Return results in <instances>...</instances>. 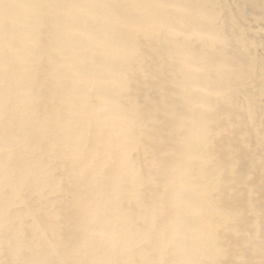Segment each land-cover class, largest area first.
I'll return each mask as SVG.
<instances>
[{"label":"bare ground","instance_id":"1","mask_svg":"<svg viewBox=\"0 0 264 264\" xmlns=\"http://www.w3.org/2000/svg\"><path fill=\"white\" fill-rule=\"evenodd\" d=\"M0 264H264V0H0Z\"/></svg>","mask_w":264,"mask_h":264}]
</instances>
